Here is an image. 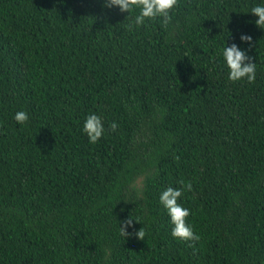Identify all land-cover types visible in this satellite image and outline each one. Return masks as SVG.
Returning <instances> with one entry per match:
<instances>
[{"label": "trees", "instance_id": "trees-1", "mask_svg": "<svg viewBox=\"0 0 264 264\" xmlns=\"http://www.w3.org/2000/svg\"><path fill=\"white\" fill-rule=\"evenodd\" d=\"M253 2L177 0L166 23L136 25L103 0H0V264H264ZM226 43L256 56L255 79L228 77ZM92 112L96 143L82 131ZM180 182L199 239L172 236L159 202Z\"/></svg>", "mask_w": 264, "mask_h": 264}, {"label": "clouds", "instance_id": "clouds-1", "mask_svg": "<svg viewBox=\"0 0 264 264\" xmlns=\"http://www.w3.org/2000/svg\"><path fill=\"white\" fill-rule=\"evenodd\" d=\"M177 0H103L105 8L117 7L120 12L127 11L128 16H132V20L136 25H141L146 18H155L161 16L166 23L169 19L170 10L174 9ZM134 9H139L138 13L133 15ZM249 12L257 13L255 23L264 28V0H254L251 4ZM241 39L249 40L251 46L253 34L250 31H242ZM224 63L228 68V77L232 80H238L245 77L251 81L255 79L257 72L256 56L249 52L247 47L241 46L239 43H227L222 47L221 53ZM28 113L24 110H18L14 114V119L18 123H23L28 120ZM112 131L118 128L117 121L113 120L109 125ZM82 131L87 135L90 143H96L98 139L105 134V125L100 115L95 112L86 115L83 121ZM183 187H173L171 185L162 189L159 194V202L166 209L172 224L171 235L184 240L199 239V233L195 232L192 224L186 220L191 214V209L184 206L179 200L182 198L184 190L192 188L191 183H183ZM135 221H141L138 217L129 216L120 228L123 235H130L127 227L133 225ZM135 235L138 238H144L143 227L135 230Z\"/></svg>", "mask_w": 264, "mask_h": 264}]
</instances>
